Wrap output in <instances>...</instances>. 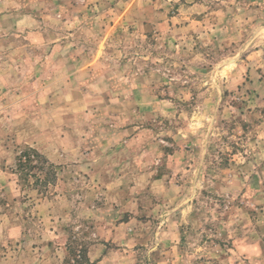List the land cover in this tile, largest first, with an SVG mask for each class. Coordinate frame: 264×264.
<instances>
[{
	"label": "rangeland",
	"instance_id": "obj_1",
	"mask_svg": "<svg viewBox=\"0 0 264 264\" xmlns=\"http://www.w3.org/2000/svg\"><path fill=\"white\" fill-rule=\"evenodd\" d=\"M0 230L9 263L264 264V0H0Z\"/></svg>",
	"mask_w": 264,
	"mask_h": 264
},
{
	"label": "crops",
	"instance_id": "obj_2",
	"mask_svg": "<svg viewBox=\"0 0 264 264\" xmlns=\"http://www.w3.org/2000/svg\"><path fill=\"white\" fill-rule=\"evenodd\" d=\"M3 231L0 230V239L3 238L2 237ZM112 237H114V234L112 233L111 235ZM109 237H106V239L103 241L104 243H108L109 241ZM104 243H97L92 245L88 252H87V259H88V263L89 264H113V261H115V259L117 258V256L115 257V253L111 248H108L106 246V244ZM4 252L3 248H0V255H2ZM20 251L17 252V254ZM35 253H33L32 250H30L29 254H24L23 257H19L20 262L18 260H15L14 263H9L10 260H14L16 259L15 257L13 258H9L7 260L8 257L6 258H1L0 257V264H63V262H61L59 259H50L45 257H32L31 255H33ZM34 261V262H33Z\"/></svg>",
	"mask_w": 264,
	"mask_h": 264
},
{
	"label": "trees",
	"instance_id": "obj_3",
	"mask_svg": "<svg viewBox=\"0 0 264 264\" xmlns=\"http://www.w3.org/2000/svg\"><path fill=\"white\" fill-rule=\"evenodd\" d=\"M34 160L41 164V167H37L33 164ZM46 165L45 159L35 150L30 147H25L18 153L15 158L16 171L19 172H30L34 168H42Z\"/></svg>",
	"mask_w": 264,
	"mask_h": 264
}]
</instances>
